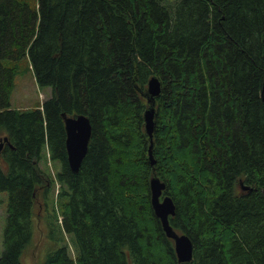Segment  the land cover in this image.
Wrapping results in <instances>:
<instances>
[{"label": "trees", "instance_id": "trees-1", "mask_svg": "<svg viewBox=\"0 0 264 264\" xmlns=\"http://www.w3.org/2000/svg\"><path fill=\"white\" fill-rule=\"evenodd\" d=\"M24 57L50 95L19 109L10 95ZM62 113L91 123L77 171ZM3 136L0 264H21L39 194L61 242L44 264H264V0H0ZM153 175L189 261L154 213Z\"/></svg>", "mask_w": 264, "mask_h": 264}, {"label": "rangeland", "instance_id": "rangeland-1", "mask_svg": "<svg viewBox=\"0 0 264 264\" xmlns=\"http://www.w3.org/2000/svg\"><path fill=\"white\" fill-rule=\"evenodd\" d=\"M15 66L17 70L13 80L14 87L10 95L11 107L24 109L38 106L49 97L50 88L40 87L37 84L28 57H24L16 62ZM47 161V172L51 178L55 179V174L59 166L57 163L50 162L49 159ZM55 180L53 184H50L51 194L53 193L54 197L60 188V184ZM7 206L8 193L6 191H0V255L3 251V233L6 223ZM34 208L33 231L30 241L21 254V264H44L47 254L59 247L61 243L57 239L54 240L50 234V229L56 225V221L49 212L47 217H45V207L41 194L38 195ZM59 220H61V217L58 218ZM57 232L56 229L52 231L55 238H57ZM65 236L67 243L70 241V236L68 234Z\"/></svg>", "mask_w": 264, "mask_h": 264}, {"label": "water", "instance_id": "water-1", "mask_svg": "<svg viewBox=\"0 0 264 264\" xmlns=\"http://www.w3.org/2000/svg\"><path fill=\"white\" fill-rule=\"evenodd\" d=\"M160 81L156 76H151L148 80L145 95L150 103L149 107L144 112V127L149 134L152 147V131L154 128L153 121V105L155 96L160 93ZM65 131H66V150L67 160L72 171H77L80 163L87 152L88 143L91 135V123L89 118L84 114L76 116L62 113ZM7 141V137L0 138V156L1 150ZM151 148H149V157L152 160ZM153 161V160H152ZM245 187V186H244ZM247 187V186H246ZM151 188V204L156 216L161 221L162 228L165 234L173 239L174 250L179 262L189 261L193 256V245L190 238L185 233H178L170 224L168 217L174 214V202L168 194L161 197L162 191L165 188V183L156 175L150 178Z\"/></svg>", "mask_w": 264, "mask_h": 264}, {"label": "bare ground", "instance_id": "bare-ground-1", "mask_svg": "<svg viewBox=\"0 0 264 264\" xmlns=\"http://www.w3.org/2000/svg\"><path fill=\"white\" fill-rule=\"evenodd\" d=\"M149 156V155H148Z\"/></svg>", "mask_w": 264, "mask_h": 264}]
</instances>
